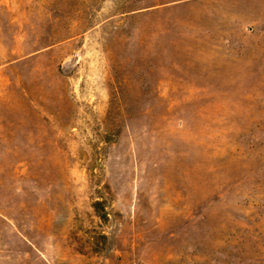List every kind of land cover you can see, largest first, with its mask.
<instances>
[{"label": "rangeland", "instance_id": "obj_1", "mask_svg": "<svg viewBox=\"0 0 264 264\" xmlns=\"http://www.w3.org/2000/svg\"><path fill=\"white\" fill-rule=\"evenodd\" d=\"M0 264H264V0H0Z\"/></svg>", "mask_w": 264, "mask_h": 264}]
</instances>
